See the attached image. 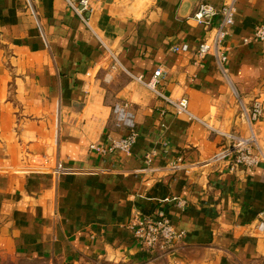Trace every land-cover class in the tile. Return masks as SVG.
<instances>
[{
  "label": "crops",
  "instance_id": "1",
  "mask_svg": "<svg viewBox=\"0 0 264 264\" xmlns=\"http://www.w3.org/2000/svg\"><path fill=\"white\" fill-rule=\"evenodd\" d=\"M29 1L33 13L26 0H0V264L264 260V161L213 159L231 144L220 133H253L264 155V113L249 122L244 112L255 99L264 107V42L252 40L264 0H236L225 73L212 55L194 62L206 34L190 16L201 1L226 0H103L88 24L65 0ZM182 44L188 51L172 50ZM158 68L161 91L185 97L201 122L136 79ZM120 102L138 132L130 152L90 149L127 134L112 113ZM158 210L185 232L167 253L143 250L127 228L134 212Z\"/></svg>",
  "mask_w": 264,
  "mask_h": 264
},
{
  "label": "built area",
  "instance_id": "2",
  "mask_svg": "<svg viewBox=\"0 0 264 264\" xmlns=\"http://www.w3.org/2000/svg\"><path fill=\"white\" fill-rule=\"evenodd\" d=\"M103 0H65L67 5L73 12L85 23L88 24V16L93 11V3ZM27 6L33 13L30 1L26 0ZM236 14V0H226L221 5L215 6L205 1L197 4L190 18L198 25H201L205 31L206 37L196 46L193 52L194 62L201 65L202 61L207 55L214 57L217 68L225 73L227 62V46L225 44ZM253 41L264 42V25H257L253 29ZM248 42V39H244ZM173 51H188L187 44L173 46ZM118 65L116 57L110 56ZM115 67V65H114ZM162 70L156 69L151 77L144 81L142 77L136 79L152 91L156 97L164 100L171 105L175 114H184L189 119L200 121L188 110V101L185 97H180L173 100L167 97L159 88L160 79L162 78ZM249 122L257 121L264 113V107L261 102L255 99L248 111H244ZM112 113L120 127L127 130V134L123 137L112 140L108 146H100L98 144H90L89 148L98 152L105 153L107 150H120L126 154L130 152L132 145L135 143L138 132L135 129L133 121V113L129 109V103L120 102L112 107ZM215 131V130H214ZM231 144L219 151L213 156V159L226 158L231 168L256 167L261 161H264V155L261 154L256 138L252 133L249 138L240 139L232 134H224ZM156 156L155 151L146 152L143 155V161L146 165L151 164L153 158ZM173 170L178 169L177 164L171 165ZM170 201L179 210H184L186 201L183 198L174 196ZM132 237L139 244V246L147 252H161L167 253L176 248V246L183 240L185 232L182 229L176 228L171 219L161 210L154 214L143 215L139 212H134L132 219L127 224ZM257 228L264 230V212L260 213Z\"/></svg>",
  "mask_w": 264,
  "mask_h": 264
},
{
  "label": "rangeland",
  "instance_id": "3",
  "mask_svg": "<svg viewBox=\"0 0 264 264\" xmlns=\"http://www.w3.org/2000/svg\"><path fill=\"white\" fill-rule=\"evenodd\" d=\"M114 65H115V67H114ZM109 67H110V68H109L110 70L118 67L117 64H115L114 60H112L111 57H110V59H109ZM108 73H109L110 75H108ZM111 75H112V73H110V72H107V73H106L105 77H106V76H107V77H106L105 82H110ZM13 264H24V263H22V262H17V263H13ZM231 264H264V260H262V259L252 260V261H235V260H233V262H232Z\"/></svg>",
  "mask_w": 264,
  "mask_h": 264
}]
</instances>
